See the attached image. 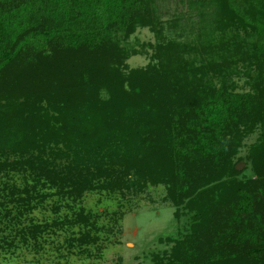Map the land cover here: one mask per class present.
I'll return each mask as SVG.
<instances>
[{"label": "trees", "instance_id": "1", "mask_svg": "<svg viewBox=\"0 0 264 264\" xmlns=\"http://www.w3.org/2000/svg\"><path fill=\"white\" fill-rule=\"evenodd\" d=\"M192 3L189 46L166 37L156 0H0V174L24 182L0 189L15 203L2 217L23 243L43 229L21 227L33 202L161 184L190 224L153 264H264V0ZM138 28L160 41L158 66L124 71ZM256 131L251 180L235 158Z\"/></svg>", "mask_w": 264, "mask_h": 264}, {"label": "rangeland", "instance_id": "2", "mask_svg": "<svg viewBox=\"0 0 264 264\" xmlns=\"http://www.w3.org/2000/svg\"><path fill=\"white\" fill-rule=\"evenodd\" d=\"M192 2L156 0L155 7L169 40L189 46L197 42L194 40L197 13ZM172 20H178V26L175 29L166 28L167 22ZM237 33L244 37L242 31ZM158 42L148 28H138L128 40L121 42L127 52L131 53L132 49L139 51L125 60L123 70L156 66L158 59L153 56L154 50L147 44L154 46ZM200 54L199 48L195 62H192L194 55H186V58L196 68H201L207 62L200 59ZM203 56L207 60L206 55ZM233 81L237 91L248 89L243 75L234 76ZM11 93L15 99L23 100L22 92ZM257 134L258 131L244 141L235 158L236 169L251 180L259 177L252 171V165L246 157ZM260 167V173L264 174V163ZM19 176L15 174L12 179H7L0 174V189L11 184L22 188L24 182ZM4 195L0 192V264H153L156 255L163 256L171 252L174 240L185 234L190 224L188 214L175 219V208L166 201L165 185L149 184L142 191L133 188L87 191L80 198L49 196L40 202H33L35 209L26 214V219L21 220V227L34 224L43 229L36 239L26 238L27 242L23 243L16 235L17 224L7 227L10 225L9 220L2 217L5 212L4 203L6 207L15 205ZM6 199L9 201L4 202ZM4 236L14 241L6 245L2 241Z\"/></svg>", "mask_w": 264, "mask_h": 264}]
</instances>
